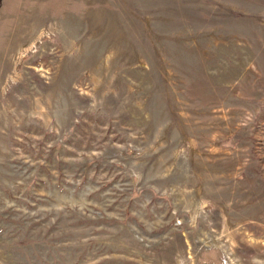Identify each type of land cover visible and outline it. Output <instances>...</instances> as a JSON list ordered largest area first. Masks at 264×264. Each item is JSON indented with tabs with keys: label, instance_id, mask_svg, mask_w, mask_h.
I'll list each match as a JSON object with an SVG mask.
<instances>
[{
	"label": "rangeland",
	"instance_id": "rangeland-1",
	"mask_svg": "<svg viewBox=\"0 0 264 264\" xmlns=\"http://www.w3.org/2000/svg\"><path fill=\"white\" fill-rule=\"evenodd\" d=\"M0 264H264V0H0Z\"/></svg>",
	"mask_w": 264,
	"mask_h": 264
}]
</instances>
